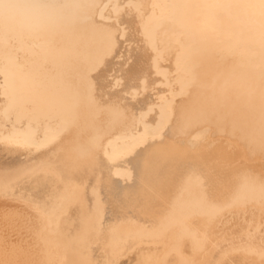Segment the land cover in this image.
Segmentation results:
<instances>
[{
	"label": "bare ground",
	"instance_id": "1",
	"mask_svg": "<svg viewBox=\"0 0 264 264\" xmlns=\"http://www.w3.org/2000/svg\"><path fill=\"white\" fill-rule=\"evenodd\" d=\"M0 264H264V0H0Z\"/></svg>",
	"mask_w": 264,
	"mask_h": 264
}]
</instances>
